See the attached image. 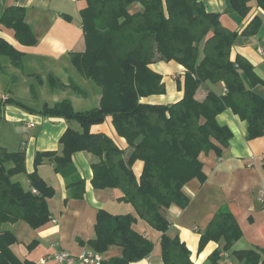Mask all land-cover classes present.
Here are the masks:
<instances>
[{
  "label": "trees",
  "instance_id": "16d2710c",
  "mask_svg": "<svg viewBox=\"0 0 264 264\" xmlns=\"http://www.w3.org/2000/svg\"><path fill=\"white\" fill-rule=\"evenodd\" d=\"M81 11L86 50L71 55L73 64L102 89L100 105L89 110L74 108L69 98L53 105L45 104L42 114L59 116L80 123L82 131L68 128L60 138L61 153L37 152L35 169L28 173L30 189H25L14 175L26 172L24 151H9L0 145V264H23L12 245L17 237L3 230L6 223L25 221L37 229L52 218L48 199L56 190L39 174L37 168L45 158L55 163V171L68 181L72 197L83 198L86 181L78 175L73 162L77 151L92 152L99 157L93 163L92 184L97 189L119 188L122 201L131 203L137 212L113 214L100 209L96 236L90 247L104 253L111 245L122 247V255L104 259L101 264H134L149 256L154 243L138 232V219L161 232L163 264H197L179 235L168 234L170 223L164 212L172 204L186 207L190 198L185 185L193 178L205 180L202 152L214 150L222 156L233 137L227 125L217 116L231 108L248 122V138L264 135V97L248 88L242 72L251 84L264 85V79L243 55L232 58V48L239 35L222 24L220 14L209 11L201 0H87ZM253 0H230L238 14L246 16ZM140 2L143 9L134 13L130 6ZM264 10V0H255ZM0 24L12 28L23 45H34L37 39L26 22L25 8L9 6L0 13ZM262 19L256 15L241 35L256 34ZM0 55L11 64L22 67L23 52L0 36ZM157 60H175L186 69L183 97L171 104L147 103L143 97L164 94L163 76L151 68ZM239 64V68L236 67ZM224 82L226 91L209 90L202 100L197 90L205 83ZM75 89H80L72 85ZM15 101L9 99L6 102ZM19 105L34 111L26 104ZM112 116L118 134L129 145V152L104 133H92L94 124ZM144 161L138 178L134 163ZM12 163V166H8ZM243 235L232 212L221 210L203 231L200 249L209 241H223V250H231ZM38 241L28 246L33 248ZM232 254L246 264H264V250H233ZM221 250L214 251L207 264H218ZM27 262V261H25Z\"/></svg>",
  "mask_w": 264,
  "mask_h": 264
},
{
  "label": "crops",
  "instance_id": "0c3cea01",
  "mask_svg": "<svg viewBox=\"0 0 264 264\" xmlns=\"http://www.w3.org/2000/svg\"><path fill=\"white\" fill-rule=\"evenodd\" d=\"M201 1L205 2L209 11L220 14L222 24L239 32L232 48V58L237 54L243 55L264 79V55L259 52V49L264 50V10L253 0L249 13L241 16L235 12L230 0ZM13 5L25 8L26 22L32 28L37 43L21 44L12 28L0 24V36L23 52L21 68L13 66L8 56L0 55V145L9 151L25 152L26 172L14 175L13 179L20 181L28 190L31 188L28 173L35 169L36 153H61L63 145L60 138L65 131L69 127L82 131L76 120L45 115L39 110L45 104L53 105L64 98L71 99L77 110H89L100 105L102 89L82 74L71 60L73 53L86 50L81 11L88 6L87 0H0V13ZM129 9L134 13L142 10L143 5L135 2ZM256 15L262 19L259 31L250 36L241 35ZM151 68L163 76L166 92L143 97L141 101L171 104L180 100L184 95L185 67L175 60H157L151 64ZM242 75L246 86L264 97V85L253 86L246 74L242 72ZM211 89L224 93L226 86L224 82L205 83L197 90L196 97L204 99ZM24 93H29V96ZM87 98L93 107H86ZM9 99L20 101L34 111L15 101L6 102ZM217 120L232 130L230 144L223 148L222 156H218L214 150L200 154L205 180L196 177L185 185L184 191L190 198L186 207L172 204L166 209L164 214L170 223L168 234L171 237L180 236L197 264H207L209 256L216 250H221L218 264H246L232 251L251 248L264 250V200L259 198V190L264 187V135L249 139L248 122L231 108L220 113ZM91 132L111 137L128 155V142L118 134L112 116L108 115L103 123L94 124ZM97 161L99 157L92 152L77 151L73 154L77 173L86 181L83 198L72 197L68 181L55 171L54 161L45 158L38 166L41 177L56 190L55 195L48 199L51 220L37 229L25 221L2 226L3 230L12 231L17 237V242L11 247L23 264H43L42 260L57 250L66 249L78 255L92 248L88 242L96 236L95 226L100 209L113 214L137 215L131 203L120 199L124 195L121 189H97L93 186L92 165ZM8 166H12V163ZM143 168L144 161L138 159L133 165L138 178ZM221 210L232 212L242 229V237L231 250H223L224 242L215 240L200 249L203 231ZM134 228L154 243L152 253L134 264H163L161 232L140 218ZM33 240L38 243L29 248ZM122 252L121 246L111 245L102 255L108 259L120 256Z\"/></svg>",
  "mask_w": 264,
  "mask_h": 264
},
{
  "label": "built area",
  "instance_id": "2783aa9c",
  "mask_svg": "<svg viewBox=\"0 0 264 264\" xmlns=\"http://www.w3.org/2000/svg\"><path fill=\"white\" fill-rule=\"evenodd\" d=\"M259 52L264 55V50L259 49ZM259 198L264 200V187L259 190ZM104 257L101 252L96 251L93 248H87L80 254L75 255L69 250L62 249L55 251L47 259L42 260L43 264H78L82 262L84 264H101Z\"/></svg>",
  "mask_w": 264,
  "mask_h": 264
},
{
  "label": "rangeland",
  "instance_id": "374dc122",
  "mask_svg": "<svg viewBox=\"0 0 264 264\" xmlns=\"http://www.w3.org/2000/svg\"><path fill=\"white\" fill-rule=\"evenodd\" d=\"M2 74H5V75H7V73L6 72H2ZM3 91H6V89H3ZM26 96H29V93H24ZM85 103H86V107L87 108H91V107H93V104H92V102L90 101V99H85Z\"/></svg>",
  "mask_w": 264,
  "mask_h": 264
},
{
  "label": "water",
  "instance_id": "95a60500",
  "mask_svg": "<svg viewBox=\"0 0 264 264\" xmlns=\"http://www.w3.org/2000/svg\"><path fill=\"white\" fill-rule=\"evenodd\" d=\"M236 67L239 68L240 67L239 64H236Z\"/></svg>",
  "mask_w": 264,
  "mask_h": 264
}]
</instances>
